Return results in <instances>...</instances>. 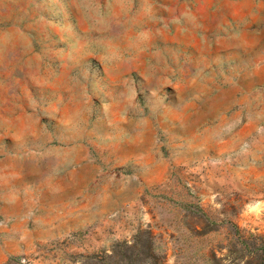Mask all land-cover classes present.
Instances as JSON below:
<instances>
[{"label":"rangeland","instance_id":"374dc122","mask_svg":"<svg viewBox=\"0 0 264 264\" xmlns=\"http://www.w3.org/2000/svg\"><path fill=\"white\" fill-rule=\"evenodd\" d=\"M0 264H264V0H0Z\"/></svg>","mask_w":264,"mask_h":264}]
</instances>
